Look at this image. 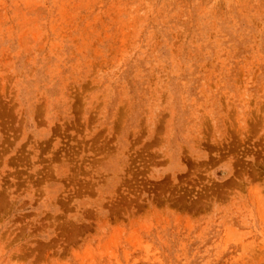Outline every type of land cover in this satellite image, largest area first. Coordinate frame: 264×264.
Here are the masks:
<instances>
[{
  "label": "rangeland",
  "instance_id": "1",
  "mask_svg": "<svg viewBox=\"0 0 264 264\" xmlns=\"http://www.w3.org/2000/svg\"><path fill=\"white\" fill-rule=\"evenodd\" d=\"M0 264H264V0H0Z\"/></svg>",
  "mask_w": 264,
  "mask_h": 264
}]
</instances>
